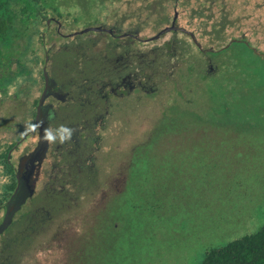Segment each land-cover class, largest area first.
<instances>
[{"label":"rangeland","instance_id":"obj_1","mask_svg":"<svg viewBox=\"0 0 264 264\" xmlns=\"http://www.w3.org/2000/svg\"><path fill=\"white\" fill-rule=\"evenodd\" d=\"M257 1L232 0L237 11H226L225 31L217 26L211 40L199 29L200 39L217 48L246 36L264 53V15L257 31L255 12L250 11ZM42 6L50 15L51 0ZM24 7L15 4L13 30L6 35L10 41H0V144L7 146L32 125L44 86L46 48L51 47L52 57L48 73L53 69L63 82L72 74L61 67L78 55L72 51L74 41L58 34L56 23L46 30L47 18L34 24L32 13H22ZM93 11L98 10L88 4L75 24L74 16L64 12L61 34L95 25L98 16ZM217 12L213 21L220 24ZM187 13L183 11L181 18ZM169 15L172 18L174 12ZM114 17L112 12L110 24ZM157 32L152 27L146 33ZM99 37L91 32L81 40ZM86 44L87 54H95ZM231 48L237 55L245 52V61L251 62L254 55L243 46ZM195 50V57L205 62ZM231 54L214 59L220 73L234 65ZM224 76L151 80L148 88L154 91H135L131 101L117 106L114 127L97 128L98 136L89 133L94 146L86 149L85 139L73 152H50L51 163H43L33 196L0 235V264H202L209 250L258 232L264 226V73L246 93L244 80ZM240 100L244 112H225ZM72 107L76 111L79 105L67 108ZM172 117L201 128L188 135L183 130L155 135L163 124H171ZM150 139V149L143 146L148 149L145 155L136 147ZM154 148L160 152L152 154ZM151 156L159 168L148 173ZM3 167L0 205L10 197L7 188L16 186L14 174L7 176Z\"/></svg>","mask_w":264,"mask_h":264},{"label":"flooded vegetation","instance_id":"obj_2","mask_svg":"<svg viewBox=\"0 0 264 264\" xmlns=\"http://www.w3.org/2000/svg\"><path fill=\"white\" fill-rule=\"evenodd\" d=\"M231 1L51 0V14L46 19V30H51L52 23H56L58 34L74 41L72 51H77L78 55L61 67V70L68 69L72 74L67 72L70 76L66 81H61L53 69L49 71L54 80L51 83L54 87H51L48 92L49 96L42 109L37 129L32 131L40 98L36 101L31 127L9 148L4 166L13 172L16 186L9 192L10 197L5 203L0 205L3 220L8 210L6 204L16 190L19 180L21 187L9 210L10 225L15 222L14 217L22 205L33 196L43 163L47 160L51 163L49 153L51 152L53 156L56 151L63 155L66 152H73L74 146L79 149L81 142L85 139L89 141L90 132L98 136L97 128L105 126L109 128L112 125L114 127L117 123V106L120 103H128L129 99L131 101L135 91H141L142 94L154 91L153 88H148L151 80L157 78L161 80L211 79L217 74H225L224 77L231 81L260 80L261 75L263 76L264 53L259 51L257 46H253L245 35L244 38H233L227 44L217 48L213 47L214 45L207 46L200 39L199 29L203 31L201 34L204 38L208 36L211 40L217 26L223 27L225 31L224 25H227L223 22L227 19L226 11H237L232 9ZM88 4L97 8L98 11L93 12H97L98 22L68 34H61L64 25L60 19L63 13L74 16L75 24L77 17L79 18L81 11L86 10ZM252 8L250 11L255 12L258 31V26L262 29L264 1H257L256 7ZM169 11L174 12L172 18ZM183 11H189V13L181 18ZM211 11L215 13L218 11L217 13L222 17L220 24L213 21L216 15ZM112 12L115 17L110 24L108 20ZM196 21H198V28L195 26ZM152 27L158 29V32L148 36L147 29ZM90 28H100V31L87 32L98 33L99 39L82 41V37L87 33L81 32ZM165 29L170 30L155 38ZM169 34L174 37L162 40ZM86 43L91 44L88 48H95V54H87L88 44ZM100 44L102 45L97 47ZM234 45L243 46L250 56L254 55L251 62L245 61L246 54H234L231 51ZM194 48L196 53H200L206 59L205 62L195 57ZM229 51L232 52L230 57L234 59V65L226 66L227 69L229 67V72L221 71L220 73V67L214 64V59L224 56ZM45 52L48 53L49 60L48 63H44L43 68L47 65L49 69L52 59L51 47H47ZM62 75L66 76L64 73ZM66 88L68 90H65ZM246 90L249 89L245 86V93ZM58 104H63L65 107H60ZM70 105H79L78 110L74 111L73 107L67 108ZM177 116H180L179 113ZM178 120L184 122L183 118ZM21 129L24 127L21 126ZM21 141L23 146L14 157L12 153L22 145ZM93 143L89 141L84 146L88 149L89 146H94ZM146 144L148 142L138 147L146 146ZM138 147L136 148L139 149ZM7 229L0 235H4Z\"/></svg>","mask_w":264,"mask_h":264},{"label":"trees","instance_id":"obj_3","mask_svg":"<svg viewBox=\"0 0 264 264\" xmlns=\"http://www.w3.org/2000/svg\"><path fill=\"white\" fill-rule=\"evenodd\" d=\"M46 1L47 0H0V41L1 40L10 41L7 40L6 35L11 30H13V25L15 23V15H16L13 9L15 4H18L20 2L25 4L26 7H24L25 9H22V13L23 14L32 13L34 19L33 23L36 24L37 22L47 18L49 15L43 12L45 11V8H43L42 3H46ZM40 31H41L40 33L42 34L43 33L42 30ZM242 55L245 54L243 53ZM262 72L264 73V67ZM254 81L255 80L245 81V86L248 87L249 92L255 89ZM244 95L245 93L243 94V96ZM243 100L242 101L240 100L239 102L236 103H232L230 104L229 107H225V112L228 110L229 112L231 111L232 113L244 112L241 109V104L243 105ZM238 120H241V116L238 117ZM163 126L164 124L162 125V128L161 129L158 128V130L154 134L160 136L162 134L170 133L174 130H183V133L185 132L188 135L189 133L190 134L195 133L198 128H201L200 126L190 127L185 122L179 121L178 118H173V117L171 119V124L165 125L164 128ZM151 144L152 142L150 139V141L148 142V144H146V146H148L150 149ZM10 146L0 144V166L2 165L4 166L5 164L4 162L7 159ZM139 149L140 150L144 149L145 152L148 151V149H145L142 146L139 147ZM151 152L152 154L153 153L158 154L157 152H160V149L154 148L151 150ZM151 157H150L151 159L146 161L147 162L146 169L148 173L152 171V170L148 171L149 169L159 168V166L156 165L157 163H155L156 158H154V156ZM4 167L3 169L4 172H6L5 174L7 176L12 177L13 172L10 171L8 167L7 168ZM7 190L9 193L13 189L7 188ZM202 264H264V226L256 233L245 235L241 238H238L234 241L227 243L226 245L220 248L209 250L206 253Z\"/></svg>","mask_w":264,"mask_h":264},{"label":"water","instance_id":"obj_4","mask_svg":"<svg viewBox=\"0 0 264 264\" xmlns=\"http://www.w3.org/2000/svg\"><path fill=\"white\" fill-rule=\"evenodd\" d=\"M48 22H50V21H48ZM91 30L100 31V28L86 29V30L82 31L81 33H87ZM169 30L170 29H165V30L161 31V33L159 35H157L155 38H158L161 34L166 33ZM48 60H49V56H48V53H46V61L45 62L48 63ZM43 76H44V80H45V85H44V90L42 92V95L39 99V103H38V107H37V114H36V121H35V125H34L32 131H35L37 129L40 118H41L42 109H43V107H45V101L47 100V98L49 96L48 92H49L51 87H54V85L51 84L54 80H53V78H51L50 74L48 73L47 65H45V67L43 68ZM17 177H20V176L17 175ZM20 187H21V184H20V180H19V183H18L16 190L14 191L11 198L9 199V201L6 204L8 210H7V214L5 215L3 222L0 224V233L5 231L8 228V226L10 225L11 218L9 217V210H10V207L14 204V201H15L17 194L20 190Z\"/></svg>","mask_w":264,"mask_h":264}]
</instances>
